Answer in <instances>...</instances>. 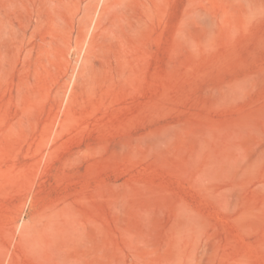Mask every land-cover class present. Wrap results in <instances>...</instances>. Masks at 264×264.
Segmentation results:
<instances>
[{
    "label": "rangeland",
    "instance_id": "obj_1",
    "mask_svg": "<svg viewBox=\"0 0 264 264\" xmlns=\"http://www.w3.org/2000/svg\"><path fill=\"white\" fill-rule=\"evenodd\" d=\"M0 264H264V0H0Z\"/></svg>",
    "mask_w": 264,
    "mask_h": 264
}]
</instances>
